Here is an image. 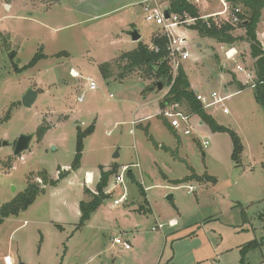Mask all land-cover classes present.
Wrapping results in <instances>:
<instances>
[{"label": "rangeland", "instance_id": "374dc122", "mask_svg": "<svg viewBox=\"0 0 264 264\" xmlns=\"http://www.w3.org/2000/svg\"><path fill=\"white\" fill-rule=\"evenodd\" d=\"M49 1L0 0V211L31 184L43 191L0 224V264L4 257L12 264H264V110L254 98L255 76L248 77L256 73L248 45L236 42V55L227 60L217 42L175 30L185 39L189 58L180 65L190 89L230 96L223 102L227 114L218 106L202 109L216 127L240 138L243 152L235 164L228 131L211 130L192 114L190 135L168 129L158 106L168 86L149 91L157 83L153 75L119 79V56L140 43L150 46L160 33L143 18L140 3L147 0ZM220 10L213 1L198 13ZM260 15L255 34L264 48V7ZM132 30L139 42L129 38ZM233 35L244 38V31ZM36 57L41 60L29 66ZM104 63L111 66L107 79L99 72ZM89 80L95 91L86 90ZM29 90L37 98L25 108ZM41 127L46 132L39 139ZM90 127L79 166L71 169L77 131ZM30 134L28 149L15 156L18 138ZM100 166L115 168L104 191L109 197L78 229L79 203L91 200L86 191L97 193ZM193 174L214 182L182 181ZM120 175L123 186L115 183ZM125 193V201L113 205ZM157 224L165 225L163 232L152 231ZM116 238L130 247L113 244Z\"/></svg>", "mask_w": 264, "mask_h": 264}, {"label": "trees", "instance_id": "16d2710c", "mask_svg": "<svg viewBox=\"0 0 264 264\" xmlns=\"http://www.w3.org/2000/svg\"><path fill=\"white\" fill-rule=\"evenodd\" d=\"M233 5H242L248 11L249 14H240L241 22L236 26L232 27L228 24L225 25H214L211 20L209 24L203 21H197L196 25L189 27L188 29L194 31L201 38L211 39L219 44H224L229 47L235 45L236 42H245L248 45L250 57L254 60V71L255 73V83H254V98L258 105L264 110V48L261 47L257 41V34H255V28L261 19V9L264 7V0H232ZM168 11L172 14H187L191 17H196L198 15V10L189 5L186 0H171L168 6ZM240 28L244 31L243 36L233 35L234 30ZM167 39L166 37L160 35H152L151 45H145L140 43V45L133 51L123 52L117 61L118 70L121 72L119 79L122 81L127 76L131 75L133 72H145L151 78L153 75L156 78L157 83H162L163 86H168L167 94L158 103L159 111L165 109L172 105L182 106L185 110L192 115H196L204 121L211 130H226L222 127H216L209 115L203 111L201 103L196 100V93L190 89V84L181 65L176 70V76L173 77L171 69L168 65L169 59L167 55ZM39 60V57L33 58V61L29 66H34ZM28 66V67H29ZM99 72L104 78L111 77V66L108 63H104L99 67ZM173 81V82H172ZM156 84V83H155ZM154 84V86H155ZM239 89H242L240 83L238 84ZM8 118V117H7ZM166 122V121H165ZM171 132H174L169 124L165 123ZM91 127L86 129V131H77V144H76V156L71 166V169H76L79 166V162L82 155L83 140L89 134ZM230 133L233 144L232 161L238 164L240 161L241 154L243 152L242 144L240 138L232 131L226 130ZM46 130L44 128H39L37 130V138L41 139L45 134ZM100 181L96 184V194L86 191V194H90L91 200L86 202H80L78 208L80 209V218L76 227L78 229L82 228L85 222L88 221L91 214L95 212L98 207L109 197L108 194L105 195L104 191L107 185V180L111 174L115 171L112 168L111 172H104L102 167H99ZM64 174L61 175L63 178ZM206 177L213 184L214 180L208 178L206 174L204 176H195L194 174L190 177L184 178L182 181L193 180L197 182H202V179ZM45 185L54 186L57 181H52L47 183L46 180L43 181ZM181 183V182H174ZM43 191L39 190L34 184H31L25 189V192L18 197H16L12 203L4 205L0 211V224L4 219L9 217H16L21 212L26 211L28 207L35 201L37 196L42 194ZM264 204V201H263ZM264 220V208L259 216Z\"/></svg>", "mask_w": 264, "mask_h": 264}, {"label": "built area", "instance_id": "2783aa9c", "mask_svg": "<svg viewBox=\"0 0 264 264\" xmlns=\"http://www.w3.org/2000/svg\"><path fill=\"white\" fill-rule=\"evenodd\" d=\"M217 2L221 10L215 13H209L204 15H198L196 17H191L187 14H172L168 11V18L164 17V11L168 10L164 8L157 0H147L142 4V10L144 13L143 18L146 22L154 23L156 26H160V35L166 37L167 39V55L169 59V65L176 72L179 65L189 58L187 51L184 48L185 39L181 36H177L175 30L178 27L189 28L191 26L196 25L197 21H203L209 24V20L214 23V25L220 26L228 24L232 27L239 24L242 20L239 16L242 12L239 9L238 5H233L232 0H186V2L191 5L195 9H200L202 6H206L211 2ZM199 12V11H198ZM233 49H229L225 52L226 57L229 60H232L236 52L231 54ZM236 69L242 71V68L238 65ZM71 77L77 78V73L70 70ZM254 87V85H252ZM97 89V84L93 80H89L86 85V90L95 91ZM230 96L221 97L216 93H212L209 97L203 96L200 92L196 94V100L201 103L203 109L211 108L214 106L221 107L224 114L228 113V110L223 108V102ZM84 100V95L78 98V102H82ZM178 105H172L165 109L159 111V116L165 118L168 121L169 126L173 131L180 132L183 131L184 135H190L191 131L187 128L189 119L192 116L188 112L184 110L176 109ZM180 108V107H179ZM132 127L135 126V123L132 122ZM207 142L205 141L203 147H205ZM116 185L123 186L124 180L123 176L120 175L116 178ZM194 189L192 187L188 188V193L193 192ZM126 199V193L122 194L120 198L113 202V205H119ZM169 226H175L173 221L167 222ZM165 225L157 224V227L152 228L153 232H163ZM113 244L115 245H123L124 249L127 250L130 246L125 243H122L119 239H113ZM4 264H12L11 261L7 258L3 260Z\"/></svg>", "mask_w": 264, "mask_h": 264}, {"label": "water", "instance_id": "95a60500", "mask_svg": "<svg viewBox=\"0 0 264 264\" xmlns=\"http://www.w3.org/2000/svg\"><path fill=\"white\" fill-rule=\"evenodd\" d=\"M51 2H57L58 0H50ZM164 17L168 18V10L164 11ZM129 38H131L132 42H139L141 37L139 36L138 32L136 30H132L129 33ZM154 88L157 91H161L162 90V83H156L155 86H151L149 87V91H153ZM195 93L197 94L198 92L195 91ZM36 92L33 90H29V92L24 96L23 100H22V105L25 108H29L30 106H32V104L35 102L37 96H36ZM33 138V135H21L18 140L16 141V144L14 146V150L13 153L15 156H19L22 154V152L26 151L29 147V144L31 142ZM171 195H168L166 197L167 200H171Z\"/></svg>", "mask_w": 264, "mask_h": 264}, {"label": "crops", "instance_id": "0c3cea01", "mask_svg": "<svg viewBox=\"0 0 264 264\" xmlns=\"http://www.w3.org/2000/svg\"><path fill=\"white\" fill-rule=\"evenodd\" d=\"M49 2H50V1H49ZM158 2H159L161 5H162L163 2H167V6H166L165 8L168 9V6H169V4H170V1H169V0H165V1H162V2H161V0H158ZM142 3H143V2H142ZM142 3H140V7H141V9H142V5H143ZM218 44H219V43H218ZM197 45H198V46H201L200 44H197ZM220 45H221V46H220V49H221V50L224 49V51H223L224 57L228 60V58L226 57V54H225V52L227 51L228 48L225 49L224 46H223L224 44H220ZM225 46H227V45H225ZM230 49H233V52H231V54H233V53H235V52L237 51V50L234 49L233 47H230ZM228 50H229V49H228ZM72 71L75 72L74 70H72ZM75 73H76V72H75ZM254 76H255L254 73L250 71V73L248 74V77H249L250 79H253ZM238 83H240V82H238ZM166 94H167V93H166ZM166 94H165V95H166ZM165 95H164V96H165ZM164 96H163V97H164ZM163 97H162V98H163ZM162 98H161V99H162ZM100 167H101V166H100ZM92 178H93L92 173L87 172V174L85 175V179H84V180H85V184H87V183L90 184V181H92ZM168 222H169V221H168ZM173 223L175 224V222H173ZM4 258H5V257H4ZM4 258H3V259H4ZM9 260H10V259H9ZM10 261H11V260H10Z\"/></svg>", "mask_w": 264, "mask_h": 264}, {"label": "bare ground", "instance_id": "6f19581e", "mask_svg": "<svg viewBox=\"0 0 264 264\" xmlns=\"http://www.w3.org/2000/svg\"><path fill=\"white\" fill-rule=\"evenodd\" d=\"M7 259L9 260V258L7 257ZM9 262H10V260H9Z\"/></svg>", "mask_w": 264, "mask_h": 264}]
</instances>
